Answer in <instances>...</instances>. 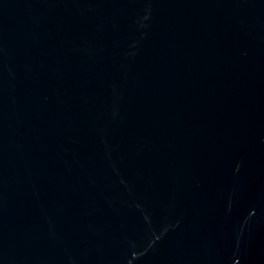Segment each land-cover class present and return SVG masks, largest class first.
Instances as JSON below:
<instances>
[{"label": "water", "instance_id": "obj_1", "mask_svg": "<svg viewBox=\"0 0 264 264\" xmlns=\"http://www.w3.org/2000/svg\"><path fill=\"white\" fill-rule=\"evenodd\" d=\"M0 264H264V0H0Z\"/></svg>", "mask_w": 264, "mask_h": 264}]
</instances>
